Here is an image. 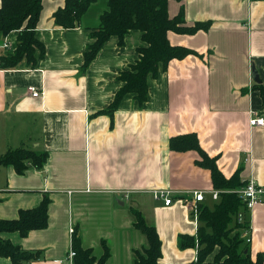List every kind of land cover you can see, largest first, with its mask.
Returning <instances> with one entry per match:
<instances>
[{
  "label": "crops",
  "instance_id": "crops-1",
  "mask_svg": "<svg viewBox=\"0 0 264 264\" xmlns=\"http://www.w3.org/2000/svg\"><path fill=\"white\" fill-rule=\"evenodd\" d=\"M64 2L42 0L36 36L45 47L43 58L0 68V154L22 144L47 153L40 168L28 164L23 173L0 165V219L50 199L45 228L1 236L40 250L30 264H60L73 227L95 257L103 254L104 240L107 264H134L135 250L148 245L134 226V208L159 234L160 264H213L212 256L197 262L196 246L178 245L180 235L197 231L189 203L175 196L166 205L153 191H203L202 202L212 201L210 170L197 163L199 153L169 146L172 136L191 132L225 177L238 170L241 180L254 178L264 187V126L249 124L251 110L263 113L251 66L264 82V0H168L170 16L183 4L185 25L206 21L209 27L169 31L171 44L193 53L149 76L144 102L124 95L112 116L96 112L112 102L120 72L137 59L142 34L132 29L122 43L109 37L83 70V52L107 0L92 2L73 28L54 23L53 13ZM16 43L17 31L0 32V55L10 54ZM29 85L41 95L32 96ZM247 218L255 258L264 253V197ZM0 264L12 262L0 256Z\"/></svg>",
  "mask_w": 264,
  "mask_h": 264
},
{
  "label": "trees",
  "instance_id": "trees-1",
  "mask_svg": "<svg viewBox=\"0 0 264 264\" xmlns=\"http://www.w3.org/2000/svg\"><path fill=\"white\" fill-rule=\"evenodd\" d=\"M95 0H65L64 5L53 13L54 23L62 28L76 27L89 5ZM182 1V0H177ZM108 8L99 16V24L90 32L91 41L83 52L82 69L85 70L95 57L101 45L111 36H116L119 43L126 34L139 30L142 45L137 47V59L121 71L118 78L121 86L116 91L112 102L96 113L109 116L118 107L124 95L132 93L139 103L147 98L148 77L156 76L161 67H166L171 59L183 58L193 51L183 45H173L168 39V32L194 33L206 30L209 22H196L185 25L183 4L176 15L168 13V0H107ZM42 8V0H1L0 32L6 35L17 31V43L10 54L0 55V68H15L22 60L34 65L45 54L44 44L36 36V26ZM253 89L259 91L262 110L264 111V82L254 83ZM172 150H195L200 159L197 163L210 170L213 190H218L213 205L200 202L197 206V231L195 235H180L178 245L181 248L197 247V262L202 263L212 256L213 264H264V253L250 254V242L244 232L249 234L245 202L238 193L246 180H241L239 171L225 177L215 163V157L207 155L199 144L194 132L172 136L169 139ZM45 151H35L24 144L9 148L0 154V165L11 164L17 173H23L28 164L40 168L46 160ZM50 199L45 196L39 205L21 208L12 219H0V256L7 257L12 264H30L41 256L40 250L24 249L1 236L2 232L17 231L25 236L31 230L47 226L48 205ZM135 215L134 226L141 230L148 241L142 251L135 250L134 264H160L161 240L154 226L146 223L140 211L131 208ZM242 213L241 221L237 220ZM71 246L75 251L74 264H107L109 248L102 241L103 254L97 258L90 248H84L80 234L74 229Z\"/></svg>",
  "mask_w": 264,
  "mask_h": 264
},
{
  "label": "built area",
  "instance_id": "built-area-1",
  "mask_svg": "<svg viewBox=\"0 0 264 264\" xmlns=\"http://www.w3.org/2000/svg\"><path fill=\"white\" fill-rule=\"evenodd\" d=\"M4 47H8L9 44L4 42ZM27 90L31 93L32 96L38 97L41 95V91L34 85H29ZM249 124L251 126H264V114L259 113L255 110L250 111ZM218 190H212L211 196L213 199H216L218 196ZM238 193L241 195V198L245 202L246 212H250V210L257 205L259 202L263 201L264 197V187L260 185L254 178H249L246 180V184L239 189ZM154 198H160L164 200V204L168 205L173 201V198L176 196L181 200L189 203L191 206V215L193 219L197 220V206L198 204L204 200L205 193L203 191H184L179 193H173L169 190H155L153 191ZM243 218L242 213H238L237 220L241 221ZM74 231L73 227L69 228V233L72 236ZM244 236L246 237V241L250 242V236L247 232H244ZM74 256L75 251L70 245L69 250L66 256L59 260L60 264H74Z\"/></svg>",
  "mask_w": 264,
  "mask_h": 264
},
{
  "label": "water",
  "instance_id": "water-1",
  "mask_svg": "<svg viewBox=\"0 0 264 264\" xmlns=\"http://www.w3.org/2000/svg\"><path fill=\"white\" fill-rule=\"evenodd\" d=\"M251 73H252V78L254 79V81L256 83H261L262 82V80L259 78L257 70L255 69V67L253 65L251 66ZM263 114H264V111H263Z\"/></svg>",
  "mask_w": 264,
  "mask_h": 264
},
{
  "label": "rangeland",
  "instance_id": "rangeland-1",
  "mask_svg": "<svg viewBox=\"0 0 264 264\" xmlns=\"http://www.w3.org/2000/svg\"><path fill=\"white\" fill-rule=\"evenodd\" d=\"M207 204L212 206L213 205V201L209 200Z\"/></svg>",
  "mask_w": 264,
  "mask_h": 264
}]
</instances>
